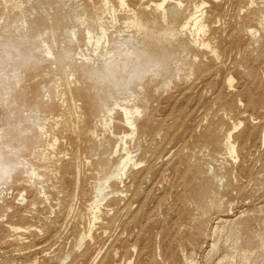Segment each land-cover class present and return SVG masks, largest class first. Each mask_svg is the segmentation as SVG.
<instances>
[{
	"label": "rangeland",
	"instance_id": "1",
	"mask_svg": "<svg viewBox=\"0 0 264 264\" xmlns=\"http://www.w3.org/2000/svg\"><path fill=\"white\" fill-rule=\"evenodd\" d=\"M100 1L0 0V40L5 36L15 42L19 34H28L23 48L31 52L27 63L21 51L9 52L12 41L0 49V101L6 100L0 105V155L11 154L9 160L17 168L3 172L0 166V264H162L167 241L176 251L170 264H217L233 242L239 244L236 262L241 264L247 239L255 251L247 264H263L264 247L255 246L254 236L264 229V41L260 38L264 30L259 23L264 0H181L193 11L195 4L204 2L210 25L206 37L218 53L215 58L176 42L158 47L124 24L130 10H141L151 0H126L125 6L111 0L116 20L101 12ZM99 16L105 19L110 42L131 37L151 53L171 55L158 75L151 73L142 82L144 98L131 91L119 94L122 104L128 100L143 110L137 134L125 145L119 137L131 130L120 109L106 124L100 109L105 101L110 106L113 101L105 99L96 79L80 72L83 66L99 68L110 57L111 45L104 43L100 49L84 37L88 28L99 35L95 27ZM22 19L32 25L18 28ZM248 28H256V36ZM43 40L52 55L39 50ZM81 52L85 56H78ZM229 78L235 89L228 88ZM168 80L171 83L164 86ZM32 84L38 89L30 88ZM84 87L89 91L78 99L75 92ZM65 121L84 127L76 140L66 133ZM144 122L150 129L141 126ZM230 131L237 159L221 147ZM125 149L132 154L139 151L134 154L138 164L129 167L120 182L111 181L93 224L88 210L99 162L107 155L116 163ZM76 154L77 163L72 160ZM31 168L36 174L31 175ZM210 169L224 179L211 182L224 207L210 209L201 234L191 237L183 219L195 206L188 200L191 184L210 181ZM92 225V236L84 237ZM21 226L22 230L16 229ZM218 239L219 253L209 254Z\"/></svg>",
	"mask_w": 264,
	"mask_h": 264
},
{
	"label": "bare ground",
	"instance_id": "2",
	"mask_svg": "<svg viewBox=\"0 0 264 264\" xmlns=\"http://www.w3.org/2000/svg\"><path fill=\"white\" fill-rule=\"evenodd\" d=\"M117 1H118V3L121 6H125L126 5V0H117ZM170 1H171V3L167 4L168 0H151V2L147 6H144L141 10H137L136 11V10L132 9V10H130L131 13L129 12L130 14H127L126 16L123 17L124 24L127 27L134 28L137 31L138 34H142L144 36V38H146L151 44L156 45L158 47L164 46L166 44L170 45V44L176 42L178 44H184V47L186 49L194 48V49H196V50H198L200 52H209V53H211L213 58L218 57L217 51L209 46V42H208V39L206 37V36H208L207 33L209 32L210 25H209V21L207 20L208 16H207L206 12L203 10L204 2H202V4H195L194 5V11H193L190 7H185L186 5H184L181 0H170ZM100 2H101V7H100L101 12L114 15L113 18H114V20H116L115 12H114V6L112 4V1L111 0H101ZM224 7H226V6H224ZM221 11H223V10H221ZM240 11H238V14L240 13ZM103 18H104L103 16H99L98 19L95 21V27L99 31V35L95 36L93 31L91 30L92 28H88L86 30V32L84 33V37L88 40L90 45L92 43H95L98 48H100L104 43H106L107 45H111V50L109 51V56L110 57L103 63V65L101 67L94 69V68H88L87 66H83L80 69V72H81L82 75L89 76L90 79H96V82L98 83V86H99V90L102 91V94L105 97V99L107 101H113L111 106L108 105L106 103V101H105V103H103V101H101V103H103V104L101 106L100 112L105 116L104 122L106 124H107L108 119L112 118L114 110L116 108L120 109V112H121V114L123 115V117L125 119V123L127 124V126L131 130V132L128 133V135L126 134V135H123V136H120V137L117 135L119 137V141L118 142H120V143L125 145L126 144V140H127L128 137H134L137 134V132H138L137 121L141 117V115L143 114V110L136 104L131 105L128 100H126V102L122 104L119 101V94L123 93V92L131 91V92L135 93L137 96L141 95V97L144 98L142 82L144 80H147L148 78L150 79L151 78V76H150L151 73H153L154 76L158 75L160 73V69L167 65V62L170 59L171 55H169L168 57H166V56H161L160 57L159 55H157L155 53H151V52H149L147 50L146 46H138V43L131 37L122 38V39H120L117 42H115V41L114 42H110L107 30H106L105 25H104V20L105 19L103 20ZM220 21H221V19H220ZM259 23H260L262 29L264 30V15L261 16ZM30 24H31V22H29L27 19H22L20 21V23L17 25V27L20 28V29H25V28L28 29L30 27ZM214 26H217V25H214ZM5 28H8L7 24H6ZM247 31H248V33L251 36H256V33L258 32V30L256 28H248ZM74 36H76V33H74ZM113 36H115V35H113ZM4 38H5V41L2 42L0 40V49H2V46H4L7 41H12L13 40V39H9V38H7L5 36H4ZM25 38L28 39L29 35L28 34H19L18 36H16L14 38L15 42H13V41L11 42V48H10L9 52L10 53H14V51L15 52H20L21 51L24 60L27 63H29L30 62L29 61V54L31 52H29V51H27V50H25L23 48V44H24V39ZM185 38H187V40H184ZM260 38L264 41V35L262 37H260ZM72 48H73V46H72ZM39 50L43 51L44 53H46L48 55H52L49 43L44 41V40L41 41L40 46H39ZM86 52H87V50H86ZM79 55L80 56H85V54L82 53V52L78 53V56ZM176 65H178V64H176ZM63 68L69 69L70 68V64H64ZM176 68H177V66H176ZM174 72H175V70H174ZM170 83H171V81L168 80L167 82L164 83V86H168ZM33 84L29 85V87L34 89V90H37L38 89V85H33ZM227 86H228L229 89H233L234 88L233 78H229ZM88 91L89 90H88L87 87L79 88V89L76 90L75 96L78 97V99H82ZM42 97H44V96H42ZM78 99H76V100L78 101ZM5 102H6L5 99L3 101H0V105H2V103H5ZM49 107H50V111L52 112L53 111L52 105H50ZM78 119H81L79 123H81L82 125L85 124L84 123V120H85L84 117L79 116ZM66 120H67V118H66ZM88 123L89 122H87V124ZM122 123L124 124V122H122ZM153 123H155V121ZM64 124H65L66 133H68L71 136V139L73 137V139L76 140L77 136L80 135L82 129H84V127H81V126L77 127V125L71 124L69 121H65ZM104 126L106 128V125H104ZM141 126H144V127L150 129V123L149 122H144ZM236 128L237 127L235 126V130H236ZM151 129H153V128H151ZM104 133H107V131L106 132L104 131ZM233 134H234V132H231V131L224 134V137H223V140H222V143H221V147L225 150V152L227 153V155L230 158L237 159L238 158V151H237L236 144L232 141ZM142 138L143 137H141V139ZM156 138H159V137H156ZM73 139H72V141H73ZM141 139H139V140H141ZM139 140H137V141L139 142ZM213 142L216 143V140L213 139ZM138 145H139V143H138ZM115 150H117V149H115ZM134 150H135V148H134ZM74 151H76L75 148H74ZM124 151L125 152L118 157V159L116 160V163H113L112 160L109 159V157L107 155H104L102 160L99 162V173H98V176H97L98 178H97V181H95L94 185L92 186L93 187V192H94V199L92 200L93 202L90 205V210H88L89 214L91 215V222L93 224L98 219V213H99L98 211H100L99 210L100 204H101L102 200H104L103 198L106 195L107 188H110L109 184L111 183V181L113 179H117V178H118V180H116V181H119V178L122 177L125 173H127L126 171H127V169L129 167H134V166H136L138 164V161L136 163V159L134 157V154L136 153V151L134 152V154L131 153L132 150L128 151V150L125 149ZM138 152L136 154H138ZM77 155L78 154H76L75 157L73 156L74 158L72 157L73 158L72 160H74L73 162L77 163ZM42 156H43V154H42ZM10 158H12L11 154H7V153L3 152V154L0 155V166L3 169V172H5L7 169H10L11 171L17 169L14 166L15 161H13V163H12V160H9ZM54 159H56V158H54ZM62 159H63V157H61V160ZM147 159H145V160H147ZM86 161L88 162V160H86ZM139 164H140V162H139ZM210 164L212 165V163H210ZM77 165H79V164H77ZM86 166H88V165L86 164ZM31 169H32L31 170V175L36 174L35 173V169L34 168H31ZM39 169H41V168H39ZM130 172L131 171H129V173ZM211 172H212V175L210 177L211 178L210 181L207 179V180L203 181L202 184L201 183L200 184H195V183L191 184L192 191L190 193V198L188 200L191 201L192 203H194L195 206H194V210H192L191 213L186 212L185 215H184L185 217L183 218L184 222L187 224V226H190V227H188L189 228L188 235L191 236V237H194L196 235L199 236L201 234V232L204 229V225H205V221H206L205 217L209 213L210 209L221 210L224 207V201L221 199L220 194L217 191H215L216 189H215V187L213 185L214 182H217V181L220 182V181H223L224 179L220 176V174L218 172H214L212 169H210V173ZM187 173H189L190 176H192L193 171L191 169H188ZM76 174L79 175V173H77V172H76ZM142 176H144V175H142ZM76 179H78V177L75 178L74 180L76 181ZM131 179H133V178L131 177ZM211 182H213V183L211 184ZM74 183H76V182H74ZM122 184H123V182H122ZM31 187H33V186H31ZM75 189H76V187H75ZM55 190H57V189H55ZM108 196H109V194H108ZM49 197L50 196H48V198ZM72 197H71V199H72ZM137 197H138V195H137ZM181 198L184 199L183 196L180 197V199ZM45 199H47V197ZM71 199H70V201H71ZM122 199L123 198H121V200ZM134 201L135 200H133V202ZM63 203H64V201H63ZM59 205H61V204H59ZM87 205H88V203H87ZM72 206H73V204H72ZM129 206H130V204H129ZM129 206H128V208H129ZM139 207H140V205H139ZM52 209H54V208H52ZM69 210H70V208H69ZM110 211H112V210H110ZM110 213H112V212H110ZM74 214H75V211H74ZM63 215H62V217H63ZM81 215H83V214L81 213ZM85 215H87V214H85ZM66 216H67V214H66ZM59 217H61V216H59ZM62 217H61V219L63 220ZM69 217H71V216L69 215ZM82 217H84V216H82ZM66 218H68V217H65V219ZM72 219H73V216H72ZM68 220L69 219H67V221ZM81 220H82V218H81ZM64 221H66V220H64ZM64 221L62 222V224L65 223ZM125 221H127V220H125ZM75 222H76V220H74V223ZM97 222H99V221H97ZM70 223L71 222H69V224ZM232 223H234V222H232ZM81 225L82 224H80V226ZM23 227L24 226L17 227L16 229L22 230ZM63 227H65V225ZM89 228H90L89 233L87 235H85L84 237H87V236L91 237L92 236V235H90V233L92 232L93 225L90 226ZM62 231H63V229H62ZM221 232L222 231H220V233ZM214 233L215 234L218 233V227L214 228ZM59 235H60V232H59ZM56 236H58V234H56L54 237H56ZM84 237H83V239H84ZM230 237L231 236H228V237L225 238L226 244L229 242ZM79 238H81V237H79ZM254 238H255L254 240H255V246L256 247H258V246L259 247H264V229L262 231H260V232H256ZM83 239H82V241H83ZM220 240L221 239H218L216 242H213L212 247H211V249L209 251V254H212V253L215 254L216 252L219 253V251H220L219 250L220 249V247H219L220 246ZM250 240L251 239H249V240L247 239L245 241V244H244L243 248L241 249L242 250V256H243V262L241 264H247L248 261H250L251 257L253 256V254L255 252L254 249H252L254 247L253 246L254 244ZM238 241L240 242V240H238ZM78 245H81V244H78ZM165 245H166L165 254H166L167 258L163 259L162 264H170L172 262H170L169 257H171V258L174 257L176 251L174 250L171 241H167V243ZM77 250L79 251V249H77ZM238 254H239V244L237 242H233V244H229V246H226V248H224V251L222 252V254H220L218 256L220 258H218L219 260H218L217 264H222V263H224V264H238L236 262V258L239 256ZM98 256H99V252L96 254V256L93 259L94 260L97 259ZM262 260H263V264H264V255L262 256ZM91 263H93V262H91ZM188 264H195V263L190 261Z\"/></svg>",
	"mask_w": 264,
	"mask_h": 264
}]
</instances>
